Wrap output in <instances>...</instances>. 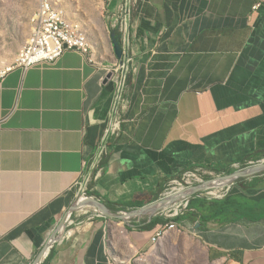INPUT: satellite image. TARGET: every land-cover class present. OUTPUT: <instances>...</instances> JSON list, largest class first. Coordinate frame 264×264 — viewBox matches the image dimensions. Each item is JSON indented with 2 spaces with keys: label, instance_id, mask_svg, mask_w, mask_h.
Wrapping results in <instances>:
<instances>
[{
  "label": "crops",
  "instance_id": "obj_1",
  "mask_svg": "<svg viewBox=\"0 0 264 264\" xmlns=\"http://www.w3.org/2000/svg\"><path fill=\"white\" fill-rule=\"evenodd\" d=\"M135 1L119 100L110 42L92 47L93 64L68 51L1 81L0 264H35L61 220L63 238L36 264H264V182L196 195L173 218L122 217L186 171L264 159V0ZM114 124L89 186L113 216L72 209Z\"/></svg>",
  "mask_w": 264,
  "mask_h": 264
},
{
  "label": "built area",
  "instance_id": "obj_2",
  "mask_svg": "<svg viewBox=\"0 0 264 264\" xmlns=\"http://www.w3.org/2000/svg\"><path fill=\"white\" fill-rule=\"evenodd\" d=\"M135 3V0H123V6L120 14L113 15V21L116 24L115 27H113V31H115L117 36L119 37L123 53L130 47V21L132 18V12L135 7ZM37 10L38 19L36 20L35 31L18 52L14 62L8 67L0 69V83L4 79L6 74L9 73L12 69L20 68L26 70L28 68L42 64L52 65L65 52L68 51H75L81 54L85 58L86 62L90 64L94 63L92 47L89 45L87 35L82 32V28H79V32H72V26L60 23L59 15H57L56 11L51 8V2L40 0ZM127 63L128 60L126 61V63L124 61H120L115 66L106 69L108 74L107 79L113 81L116 84L117 100H119L123 92L126 80V71L124 68ZM6 119L7 116L0 118V125L3 124ZM115 134L116 124L113 125L110 131H106L101 140V144L97 149L98 152L102 147H104L103 143L105 142V139L109 135ZM101 161L102 158L100 156V152L96 155H89L84 161V168H89L90 174H87V176H85L86 178H84L80 183H76L80 192L76 204L87 199L95 200V198L89 194V186L94 178L93 172H97L100 170L99 168L100 164L102 163ZM204 174L205 173L200 169H194L184 172L179 179L173 180L167 185V188L161 195L160 199L153 202L151 205L146 206V208L148 207L149 209L155 204L161 205L162 203L166 202L167 199L174 197L173 199H170V202L168 201L169 203L167 205L160 206L161 209L157 212H153L151 215L157 216L163 214L166 218H173L178 216L182 209L187 208L188 200L191 197L195 196V194H192V191L188 193L187 191L189 189L195 188L193 186L196 184H202V176ZM219 182H221V180ZM204 184L205 183H203V185ZM138 210L122 213V217L129 219L135 216L146 214H140ZM71 212L72 209H70L68 214H70ZM98 214L101 215L102 213L98 211ZM69 219L70 216H67L65 221L69 222ZM62 229L63 227H58V229H55V231L53 230L49 234L44 243V246L42 247V250L40 251V260L43 257L47 256V254L53 248L54 244L59 241V236L62 233ZM166 231H168V224L157 230L151 241L155 242L159 240Z\"/></svg>",
  "mask_w": 264,
  "mask_h": 264
},
{
  "label": "rangeland",
  "instance_id": "obj_3",
  "mask_svg": "<svg viewBox=\"0 0 264 264\" xmlns=\"http://www.w3.org/2000/svg\"><path fill=\"white\" fill-rule=\"evenodd\" d=\"M48 1L59 11L68 25L77 27V29L83 28L89 45L98 53L103 51L104 43L110 42L109 35L116 25L113 15H119L123 6V0H119L113 9L110 8L112 0ZM39 3L40 0H0V69L8 67L14 62L18 52L34 32ZM258 163H264V159L238 165L224 173L198 169L205 173L202 176L203 183H212L216 179L229 177L236 172L244 173ZM253 179L260 180V183L264 182V170H260L252 177L233 180L228 184L218 182L219 186L208 187L197 195L207 198H222L232 190L250 183ZM203 183L193 187L201 186ZM94 210L97 209H92V211ZM173 226V223L168 224V229Z\"/></svg>",
  "mask_w": 264,
  "mask_h": 264
},
{
  "label": "water",
  "instance_id": "obj_4",
  "mask_svg": "<svg viewBox=\"0 0 264 264\" xmlns=\"http://www.w3.org/2000/svg\"><path fill=\"white\" fill-rule=\"evenodd\" d=\"M109 38H110V43H111V46H112V49H113L114 56L116 57L117 60L121 61V59L123 57V51H122V48H121L119 37L117 36L115 31H112L110 33V35H109ZM263 166H264V163H258L256 165L252 166L248 171H246L244 173L236 172V173H234L233 175H231L229 177H226V178H223V179H218V180H216V182H219L220 180L222 181V180H225V179L231 178V177H233V180H238V179H241V178L252 177L255 173H257L260 170H262ZM206 184H211V182H208V183H205L204 185H201V186L193 188L192 189V194L197 195V193H200V192L204 191L205 189H207L208 187L206 186ZM83 205H91V206H93L100 213H102V215H105V216H108V217L113 216L101 203L97 202L94 199H87L85 201H81L78 204H76L72 209L79 208V207H81ZM156 205L157 204H155L154 206H152L149 209H148V207L147 208L143 207V208L139 209L138 211H139L140 214H142V213L143 214H145V213L152 214L153 212H157V211H159L161 209L160 205H157V206ZM150 209H151V211H149ZM59 227H63L62 233L59 236V240H60L61 238H63L64 233H65V226H64V221L63 220L60 221ZM39 261H40V254L37 257L35 263H38Z\"/></svg>",
  "mask_w": 264,
  "mask_h": 264
},
{
  "label": "bare ground",
  "instance_id": "obj_5",
  "mask_svg": "<svg viewBox=\"0 0 264 264\" xmlns=\"http://www.w3.org/2000/svg\"><path fill=\"white\" fill-rule=\"evenodd\" d=\"M45 2H49L48 0H44ZM51 8L54 10V11H56V13H57V15H59V22L60 23H62V24H67L66 22H65V20H64V18H63V16L59 13V11L51 4ZM38 19V13H37V18H36V20ZM35 26H34V31H35V27H36V21H35V24H34ZM72 32H79V29H77V28H73L72 27ZM83 32V31H82ZM33 34V33H32ZM32 36V35H31ZM262 169L264 170V166L262 167ZM231 181H233V177H231V178H227V179H225V180H223V181H221V184H224V183H230ZM218 182H212L211 184H206V186L207 187H213V186H219L220 184H217ZM192 191V189H189L188 191H187V193L188 192H191ZM214 193V192H213ZM174 197H172V198H169V199H167V201L166 202H164V203H162L160 206H165V205H167L169 202H170V199H173ZM169 201V202H168ZM82 210H87V209H91V208H94L93 206H91V205H83V206H81L80 207ZM92 210V209H91ZM90 210V211H91ZM149 211H151V209L149 210ZM81 212V211H80ZM148 215V214H147ZM150 215V214H149ZM143 217V216H142ZM41 263V262H40Z\"/></svg>",
  "mask_w": 264,
  "mask_h": 264
},
{
  "label": "trees",
  "instance_id": "obj_6",
  "mask_svg": "<svg viewBox=\"0 0 264 264\" xmlns=\"http://www.w3.org/2000/svg\"><path fill=\"white\" fill-rule=\"evenodd\" d=\"M260 182H261V181L258 180V179H253L250 183L245 184V185H243L242 187H240V188H238V189H234V190H232V191L229 193V195H230L231 193H233V192H238V191H240V190L253 189V188H255ZM229 195H227L225 199H227V198L229 197ZM205 200H206V199L199 200L198 205H199L200 207L205 206V204H206V201H205ZM214 202H215V204H220L219 201H214Z\"/></svg>",
  "mask_w": 264,
  "mask_h": 264
}]
</instances>
